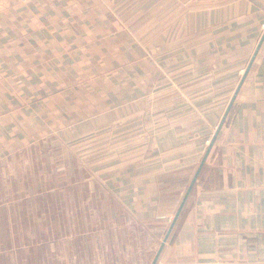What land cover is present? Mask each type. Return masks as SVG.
<instances>
[{"label": "crops", "instance_id": "obj_1", "mask_svg": "<svg viewBox=\"0 0 264 264\" xmlns=\"http://www.w3.org/2000/svg\"><path fill=\"white\" fill-rule=\"evenodd\" d=\"M263 29L264 0H0V145L100 185L78 264H150ZM155 264H264V38Z\"/></svg>", "mask_w": 264, "mask_h": 264}, {"label": "rangeland", "instance_id": "obj_2", "mask_svg": "<svg viewBox=\"0 0 264 264\" xmlns=\"http://www.w3.org/2000/svg\"><path fill=\"white\" fill-rule=\"evenodd\" d=\"M154 7L155 5L150 4V11ZM148 15L144 18L142 26L150 25L151 28H156L159 21L156 19L157 14ZM137 21L141 23L142 20H135V23ZM160 22H165L162 25L166 28L170 26L172 20L168 16ZM52 137L59 138L61 135L54 133ZM1 146L0 264H63V262L78 264L77 256L76 258L72 256L73 251L63 249L67 245L63 241L64 238L71 240L73 236L79 234V230H86L89 226L87 220L82 221L79 218L80 208L77 207L79 200L89 196H79L77 187L83 189L100 185L90 179L77 180L76 172L73 171L64 173L61 170L48 168L39 172L38 168L46 167L47 160L44 159L33 164H30L29 159L26 162L14 159L15 155L36 153L39 156L45 155V151L40 147L25 148L23 151L19 148ZM60 149L54 147V164L60 161L58 157ZM71 149L75 150V157L72 151L69 155L72 156L73 161H77L78 148L71 147ZM84 149H89L88 156L102 154V150L95 152L92 146L83 147L81 150ZM107 153L108 151L103 155ZM70 162L72 163L71 160ZM46 188H53L54 193L46 194ZM62 188L69 191L62 193ZM173 214L168 218V223ZM119 230L123 234L125 228L120 226ZM89 264H92V261Z\"/></svg>", "mask_w": 264, "mask_h": 264}, {"label": "water", "instance_id": "obj_3", "mask_svg": "<svg viewBox=\"0 0 264 264\" xmlns=\"http://www.w3.org/2000/svg\"><path fill=\"white\" fill-rule=\"evenodd\" d=\"M263 38H264V29H263V31H262V33H261V35H260V37H259V39L257 41V44H256V46H255V48L253 50V53H252L248 63L246 64V66H245V68L243 70V73H242L240 79L238 80V83H237V85H236V87H235V89H234V91H233V93H232V95H231V97L229 99L228 104L226 105V107L224 109V112L222 113V116H221L219 122L217 123L212 136L209 139V142H208V144H207V146H206V148L204 150V153L202 154V157H201L200 161L198 162V165H197L192 177L190 178V180H189V182H188V184H187V186H186V188H185V190H184V192H183V194L181 196V199H180V201H179V203H178V205H177V207H176V209L174 211V214H173L172 218L170 219V222H169V224L167 226V229H166V231H165V233H164V235L162 237V240L160 241V243H159V245L157 247V250H156V252H155L150 264H155V262L157 261L159 253L161 251V248H162L164 242L166 241L169 233L171 232V230H172V228L174 226V223H175L177 217L179 216V214H180V212L182 210V207H183V205H184V203H185V201H186V199H187V197H188V195H189V193H190V191H191V189H192V187H193V185H194V183L196 181L197 175H198V173H199V171H200V169H201V167H202V165H203V163H204V161L206 159V156H207V154H208V152H209V150L211 148V145H212L213 141L216 138V135H217V133H218L223 121H224V118H225V116H226V114H227V112L229 110V107L231 106V103H232V101H233V99H234V97H235V95H236V93H237L242 81H243V78H244L247 70L249 69V66H250V64H251V62H252V60H253L256 52H257V49L260 46Z\"/></svg>", "mask_w": 264, "mask_h": 264}, {"label": "built area", "instance_id": "obj_4", "mask_svg": "<svg viewBox=\"0 0 264 264\" xmlns=\"http://www.w3.org/2000/svg\"><path fill=\"white\" fill-rule=\"evenodd\" d=\"M22 1H25V0H22Z\"/></svg>", "mask_w": 264, "mask_h": 264}]
</instances>
